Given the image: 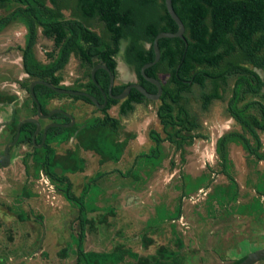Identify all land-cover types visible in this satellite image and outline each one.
<instances>
[{
  "label": "rangeland",
  "instance_id": "374dc122",
  "mask_svg": "<svg viewBox=\"0 0 264 264\" xmlns=\"http://www.w3.org/2000/svg\"><path fill=\"white\" fill-rule=\"evenodd\" d=\"M15 6L16 2L2 3L0 17ZM70 7L69 3L60 8L63 17L71 15ZM88 22L105 40L102 25L95 19ZM25 33L17 19L0 28V154L14 135L15 121L35 117L29 82L21 69ZM51 48L52 42L36 26L30 50L34 60L47 63L46 52ZM114 59L115 82L134 81L120 56ZM57 73L62 77L59 86L73 88L86 83L88 68H80L70 55ZM158 76L163 84L167 73ZM233 80L222 81L221 88L216 87L222 99H211L204 108L201 96L211 89V80L204 90L194 84L187 92L186 107L196 117V129H180L178 124L164 129L156 115L158 98L134 103L123 115L117 111L118 104L110 106L106 114L117 118V128L111 132L104 128L97 135L111 140L101 141V147L116 159H103L93 150L80 148L74 137L49 144L53 171L67 177L75 197L87 191L86 208L96 190L94 209L84 215V251L121 253L118 262L105 264H230L264 248V131L256 129V141L236 120L225 116L229 107L247 116L242 107L246 99L239 101L236 96L227 105ZM55 107L77 123L102 116L95 106L67 96L47 101V109ZM47 122L41 119L40 127ZM150 131L158 135L157 143ZM230 132L244 134L253 148L258 142V156L249 154L235 136H225ZM74 153L82 161L81 168L61 171L75 168ZM42 154L26 142H15L9 147L8 163L0 164V264H75L77 207L64 199L59 183L40 168Z\"/></svg>",
  "mask_w": 264,
  "mask_h": 264
},
{
  "label": "trees",
  "instance_id": "16d2710c",
  "mask_svg": "<svg viewBox=\"0 0 264 264\" xmlns=\"http://www.w3.org/2000/svg\"><path fill=\"white\" fill-rule=\"evenodd\" d=\"M6 2H16L17 6L0 17V28L12 19L23 22L26 28L25 42L20 56L21 69L26 74L24 79L27 82L41 79L59 86L58 83L62 77L57 72L65 65L69 56L73 55L82 65L88 66V81L73 88L85 89L93 94L92 90L95 91L96 86L89 77L90 67L100 62L109 71L114 72V54L118 50L119 39L125 38L127 39L124 51L126 62L132 65L139 83L146 91L150 93L156 91L154 85L140 76L139 69L143 63L153 59L151 46L153 37L160 31L173 32L176 30L175 23L165 10L163 0H0V5ZM69 3L72 10L71 15L63 17L60 8ZM171 6L183 24L182 37L158 38L159 58L154 64L146 67L144 73L156 78L159 83L158 74L167 73L165 82L160 83L161 92L158 97L160 104L156 110V115L163 128L178 124L180 129H196V117L189 115L186 107L187 92L191 91L194 84L204 90L208 85L207 81H212L209 92H202L203 108L211 99L221 98L216 87H220L222 81L234 78L230 101L238 96V85L242 82L248 84L245 86L244 94L250 89V83L254 82L252 90L255 92L262 84L255 72L242 65L248 63L264 69V0H171ZM90 19H95L102 25V34L106 35L105 40H103L105 37L103 38L90 28L91 24L88 22ZM36 26L40 27L41 36L52 42L51 50L46 52V57L49 59L47 63H38L31 55L30 50L34 44ZM143 43H148L149 46L145 47ZM215 70L217 72H213ZM246 77H251L252 81L249 83ZM94 79L103 90H106L107 77L103 69H97L94 72ZM125 85L126 83L115 85L111 93L118 94ZM33 93L38 100L41 113L48 112L46 104L53 97L67 96L92 104L83 96L55 93L41 84L33 85ZM28 96L35 113V105L29 94ZM95 97L99 98L97 95ZM259 97L260 100L257 102L249 100L242 105L247 116H241L239 112L230 107V112L227 113L256 141V129L264 131V105L261 104L263 95ZM143 101H148V99L131 88L123 99H108L105 107L100 109L102 116L96 115L80 123L74 121L67 127H48L44 142L39 148L31 141L34 124L25 122L20 126L16 143L26 142L32 150L41 149L43 151L39 160L40 168L52 181L59 183L58 190L64 199L77 207L78 233L73 238L75 264H105L107 260L116 263L120 260L121 253L82 249L84 215L87 209H94L91 203L96 190H92L89 197L90 204H88L90 206L86 208L83 197L87 191L75 197L70 191V182L67 177L57 176L53 171L54 164L50 163L52 148L49 144L51 142L58 144L69 137H74L80 148L93 150L103 159H116V155L107 153V148L101 147L104 146V139L105 143H111V140L97 135L99 130L104 128H108L110 132L117 128V118L106 114V110L118 104L117 111L123 115L132 109L134 103ZM53 117L56 118V122L67 123L69 121L60 113H55ZM174 119L178 121L175 122ZM196 135L203 137L198 133ZM227 135L235 136L249 154L258 156L256 154V149L260 145L258 142L253 148L244 134L230 132L225 136ZM149 136L155 143L159 141L158 135L153 131L149 132ZM40 138L41 131L35 136L34 142L39 143ZM223 139L224 136L219 139V143ZM101 141L103 143H100ZM219 155L224 159V150H221V147ZM35 159L38 161L37 158ZM73 162H76L74 169L61 168V171L70 172L81 168L82 161L75 153ZM228 177L233 184V179ZM242 258L230 264H238ZM261 260H264V257Z\"/></svg>",
  "mask_w": 264,
  "mask_h": 264
},
{
  "label": "water",
  "instance_id": "95a60500",
  "mask_svg": "<svg viewBox=\"0 0 264 264\" xmlns=\"http://www.w3.org/2000/svg\"><path fill=\"white\" fill-rule=\"evenodd\" d=\"M163 4L165 7V10L167 12V14L169 15V17L173 20V22L176 25V30L173 32H168V31H160L158 32L152 40L151 46H152V50H153V59L151 61L145 62L140 66L139 69V74L140 76L146 80L147 82L151 83L152 85L155 86L156 91L154 93H150L148 91L145 90V88L140 84V83H135V82H130L128 83L118 94H111L110 93V88L112 85V81H113V74L109 71V69L101 64V63H97L95 64L91 70H90V79L91 81L95 84V86L100 90L101 95L103 96V101L102 103H99L96 98L92 95H90L89 93H86L84 91L81 90H72L69 88H62L59 86H54L53 84L45 81V80H41V79H33L29 82L28 84V94L30 95L34 105H35V117H26V118H22L20 119L17 124H16V128H15V132L14 135L12 137V139L10 141H8L2 148V152L0 154V164L5 166L8 161H9V147L11 145H13L19 135V130H20V126L22 123L25 122H31L34 124V130L32 132L31 135V141L34 145L36 146H41V144L44 142L45 136H46V130L48 127L50 126H60V127H67L73 124V118L72 116L67 113L66 111H64L63 109L60 108H53L51 110H49L46 113H41V109L38 103V100L36 98V96L33 93V85L34 84H41L45 87H47L48 89L54 91L55 93H61V94H69V95H78V96H83L85 98H87L93 105H95L98 108H102L105 104V94L104 92L101 90V88L99 87L98 83L96 82V80L94 79V71L96 69H103L107 72L108 74V82H107V92L110 98L112 99H117L120 100L122 98H124L129 90L131 88H134L135 90H137L143 97H145L146 99H157L160 95L161 92V86L159 81L156 78L153 77H149L147 75H145L144 73V69L148 66H151L152 64H154L158 58H159V49L157 47V39L161 38V37H182V33H183V24L181 22V20L179 19V17L175 14V12L172 9L171 6V0H163ZM121 44H124V41H121ZM122 45L120 46L119 50H118V55H121L122 52ZM148 45V43H147ZM53 113H60L63 116L67 117L69 119V121L67 123H59V122H47L46 124H44L42 127H40V122L39 120L41 119H47L51 114ZM41 130V138L39 143H35V135ZM264 257V248H259L256 250H253L251 252H248L241 260L238 264H254L257 260L262 259Z\"/></svg>",
  "mask_w": 264,
  "mask_h": 264
},
{
  "label": "flooded vegetation",
  "instance_id": "af4514ba",
  "mask_svg": "<svg viewBox=\"0 0 264 264\" xmlns=\"http://www.w3.org/2000/svg\"><path fill=\"white\" fill-rule=\"evenodd\" d=\"M121 41H124V44L122 45L121 44ZM122 45V52H121V55H120V58L122 59V62L124 63V66L126 67V68H129V70L130 71H132V73L134 74V81H127V82H120V83H122V84H124V83H126V85L128 84V83H130V82H135V83H139V79H138V77H137V73L134 71V69H133V67H132V65L131 64H129L128 62H126V59H125V56H124V51H125V47H126V45H127V39H119V42H118V50H119V48H120V46ZM143 45H144V43H143ZM145 46V45H144ZM149 45H147V46H145V47H148ZM118 50L116 51V53L114 54V56H117L118 54ZM119 56V55H118ZM78 63H79V66H80V68H83V69H85L86 67L88 68V66L87 65H82L81 64V62H79L78 61ZM97 63H100V62H96V63H94L91 67H90V70H91V68L95 65V64H97ZM101 64H103V63H101ZM104 65V64H103ZM242 66H247V67H249L253 72H255L256 73V75L259 77V79L261 80V82H262V84L260 85V87L258 88V90H257V92H255V91H253L252 89H253V84H254V82H252V84L250 83L252 80H251V77H246L247 79H249V83H250V89H249V87L247 88V90H248V92L247 93H245L244 94V89H245V86L246 85H248V84H244L243 82H242V84H240V85H238L239 86V93H238V96H237V99L239 100V101H243L244 99H246V103L250 100H255L256 102L257 101H259L260 100V95L262 94L263 95V97H261V104H263L264 105V69H262V68H260V67H255V66H253V65H249L248 63H245V65L243 64ZM97 70V69H96ZM95 70V71H96ZM94 71V72H95ZM105 71V70H104ZM111 72V71H110ZM89 73H90V71H89ZM105 73H106V77H107V82H108V74H107V72L105 71ZM112 74H113V81H112V85H111V88H110V93H111V89H112V87H114L115 85H117V84H119V83H116L115 82V80H116V63H115V68H114V72H111ZM89 77H90V75H89ZM102 78L104 79V76L102 75ZM81 80H82V78H81ZM91 80V79H90ZM88 81V78H87V80H86V82ZM94 84V83H93ZM95 85V84H94ZM99 85V84H98ZM125 85V86H126ZM99 87L101 88V86L99 85ZM64 88V87H63ZM124 88V87H123ZM122 88V89H123ZM69 89H72V90H81V91H84V92H86V93H89V92H87V91H85V89H75V88H69ZM101 90L104 92V94H105V104H104V106L103 107H105V105H106V102H107V100L108 99H110V97H109V95H108V92H107V87H106V90H103L102 88H101ZM93 91V94L92 93H89L90 95H92V96H94L95 97V95H97V97H99V98H96V100L99 102V103H102V101H103V96L101 95V93H100V90L96 87V89H95V91L94 90H92ZM61 94V93H60ZM95 94V95H94ZM112 94V93H111ZM244 94V95H243ZM113 95H115V94H113ZM123 99V98H122ZM232 101H230V102H227V105H229L230 103H231ZM237 104V103H236ZM91 105H93V104H91ZM93 106H95V105H93ZM102 107V108H103ZM55 108H58V107H55ZM102 108H98V107H96L95 106V109L96 110H98V111H100V109H102ZM51 109H53V108H51ZM51 109H49V110H51ZM60 109H62V108H60ZM48 110V111H49ZM64 110V109H63ZM65 111V110H64ZM230 112V111H229ZM233 113V112H232ZM54 114L55 113H53V114H51L46 120L48 121V122H56L55 120H56V118L55 117H53L54 116ZM225 116H227V117H230L231 119H233L230 115H228L227 113L225 114ZM39 122H40V120H39ZM59 123H63V122H60V121H58ZM41 131V130H40ZM39 131V132H40ZM47 131V130H46ZM38 134V133H37ZM36 134V135H37ZM35 135V136H36ZM42 145V144H41ZM36 146V145H35ZM37 148H39L40 146H36Z\"/></svg>",
  "mask_w": 264,
  "mask_h": 264
},
{
  "label": "crops",
  "instance_id": "0c3cea01",
  "mask_svg": "<svg viewBox=\"0 0 264 264\" xmlns=\"http://www.w3.org/2000/svg\"><path fill=\"white\" fill-rule=\"evenodd\" d=\"M26 77V76H25Z\"/></svg>",
  "mask_w": 264,
  "mask_h": 264
}]
</instances>
